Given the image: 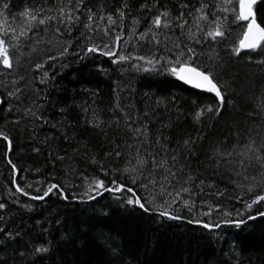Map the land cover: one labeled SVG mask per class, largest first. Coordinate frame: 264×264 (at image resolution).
Masks as SVG:
<instances>
[{
    "label": "snow or ice",
    "instance_id": "6c2138e0",
    "mask_svg": "<svg viewBox=\"0 0 264 264\" xmlns=\"http://www.w3.org/2000/svg\"><path fill=\"white\" fill-rule=\"evenodd\" d=\"M261 4H264V0H197L195 3L193 0H176L173 7H168L161 5L160 0H152L151 4L145 0L136 8L129 0H121L119 6L108 11L106 8L111 6L93 8L89 7L86 0H55L54 4L42 0L39 4L26 6L19 15L27 24H22L19 33L16 28L10 33L0 32V78H4L0 91V96L4 98L0 99V105L5 101L9 103L7 111L17 114L12 122L20 124L23 120L25 130L33 134L34 141H40L39 136L35 135L36 127L43 129L50 126L55 130V135H44L43 147L35 143L32 150L38 155L46 152L47 162L54 166L57 162L66 164V178L77 176L78 170L72 165L83 158L94 168L98 166L103 176H119L125 180L121 183L114 178L106 183L102 178L94 176L89 179L84 173H79L83 184L73 186L84 189L80 196L74 197L80 202H85L84 197L91 201L107 192L112 193L113 198L122 205L138 207L145 213H154L169 221L185 219L179 212L186 208L191 217L187 222L209 232L219 229L222 224L240 229L247 221L256 220L258 216L264 217V212L255 215L251 212L254 206L264 203V194L254 192L253 187L248 189L252 193L251 202L241 201L236 196L238 203H245L244 210L237 209L235 212L238 218H232V212L212 203L207 204L209 211H202L199 215L210 217L214 209L221 215V220L205 222L194 209L197 198L203 202V197L209 194L218 200L226 197L228 189L219 187L220 180L227 179L241 187L239 180L233 177L245 180L259 177V186L264 187V86L249 99L254 110L247 112L244 127L237 123L232 134L235 142L229 145L228 138L218 140L209 147L201 160L202 130L196 137L189 134L186 138L178 137L173 141L171 129L175 125L171 117L167 120L163 118L172 107L177 111V119L182 114L175 97L171 100V106L169 101L159 97L153 99L147 93L144 99L136 101L130 92V85L117 83L112 90L113 101L103 114L101 109L94 106L93 100L92 105L87 102L78 105L85 115L73 121L68 114V106L55 104L46 89H39L35 85H47L53 79L54 74H50L46 67L54 66L52 62L62 61L70 55L84 59L88 54H98L112 58L114 65L129 62L130 67L137 71L162 72L185 85L213 95L214 104L197 106L194 111V123L202 125L205 117L212 120L220 118L227 102L226 86L221 83L227 62L220 55L219 47L223 45L231 57H240L242 51H264V27L257 22L258 5ZM10 9V0H0V16L9 13ZM142 20L146 26L143 31H137ZM102 21L106 23L102 24ZM126 21L130 23L126 25ZM240 22L246 23L241 36L233 44L229 40L231 25ZM34 30L45 33L51 30L56 37L62 39L66 35L68 39L62 44L61 39H58L60 47L55 55L48 54L34 67H29L27 71L42 72L31 77L32 83H29L27 76L19 72L22 66L20 57L24 55L21 40L34 39V36L29 35ZM76 32H79L78 36ZM121 42L146 51L144 54L139 51L118 54L115 49L119 48ZM77 46L82 51H76ZM14 50L20 52L15 61ZM256 63L264 65V59ZM65 66L60 64V67ZM6 75L11 78H6ZM227 88L235 91L236 84L229 82ZM49 105L59 113L58 118L45 115ZM161 107L163 112L160 111ZM81 122L86 128L98 130V134L104 138L107 147L103 156L96 153L83 136L75 134ZM0 139L7 142L8 151L11 152V137L0 130ZM115 161H121V166L117 167ZM7 162L15 176L17 166L10 158ZM109 163L112 164L110 168L106 166ZM193 163H197L198 167L194 169ZM35 171L39 173L41 169L36 168ZM35 183L43 184V181L37 179ZM12 184L15 187L13 195L27 196L32 201L45 200L53 192L62 200L69 198L66 186L54 182L44 188H35L37 193L42 191V195H31L26 191L34 187L31 183L22 187L13 179ZM12 203L21 205L18 200ZM22 206L32 211L31 206ZM10 215L11 210L7 209L4 202H0V253H5L0 264H43L44 261L55 264L52 257L59 244L74 239L59 217L53 221L57 228V235L53 236L51 230L39 220L36 221L39 231L33 228L29 232L23 226H15V217H11L13 222L10 224ZM41 236L44 238L38 239ZM97 239L107 243L110 238L101 232ZM110 251L119 264H124L118 246L112 245Z\"/></svg>",
    "mask_w": 264,
    "mask_h": 264
},
{
    "label": "trees",
    "instance_id": "16d2710c",
    "mask_svg": "<svg viewBox=\"0 0 264 264\" xmlns=\"http://www.w3.org/2000/svg\"><path fill=\"white\" fill-rule=\"evenodd\" d=\"M42 0H10L11 9L9 13L0 16V32L7 31L8 21L20 19L19 13L26 6L41 3ZM54 4L55 0H49ZM89 7L98 8L101 5L111 6L106 10L111 11L112 7L119 6L121 0H86ZM130 3L139 7L145 0H129ZM151 4L152 0H147ZM197 2V0H193ZM176 0H160L161 5L173 7ZM257 22L264 27V4L258 5ZM135 12L136 9H133ZM15 17V19H13ZM106 23V21L101 22ZM126 25L130 21L125 22ZM246 22L231 25L229 40L236 43L243 32V26ZM9 26V25H8ZM146 22L142 20L137 31H143ZM82 27V26H81ZM118 31V30H117ZM127 27L125 28V34ZM30 36H36V40L21 44L24 55L21 58L22 66L19 68L21 74H25L32 83L31 77L38 76L41 73L27 71L29 67H34L36 62L46 58L48 54L55 55L60 47L55 33L49 30L45 33L42 30H34L29 33ZM75 35H79L76 32ZM127 39V36L125 35ZM68 37L65 35L61 39V44ZM24 42V41H23ZM99 43V40L96 41ZM111 43V42H109ZM30 44V45H29ZM33 48L35 51H33ZM118 54L127 55L129 53L144 54L146 49H134L131 44L121 42L119 48L115 49ZM76 51H82L77 46ZM220 55L227 62V70L221 77V83L225 84L227 102L221 117L215 120L204 118L202 125H197L193 121V114L197 106H205L215 103V98L211 95L201 93L190 89L177 81L174 77L162 72H144L137 71L130 67L129 62L123 64H112L111 59L98 54H88L84 59L70 55L62 61L52 62L54 66H46L50 74H54L53 79L47 85H35L39 89H46L47 94L55 104L68 106L69 116L73 121L81 119L85 114L81 112L78 105L87 102L102 110L107 109L113 101V88L117 83L130 85V92L136 101H141L147 93L153 99L156 97L169 101L176 98V104L181 110V115L177 119L175 107L163 118L167 120L171 117L174 128L171 129L173 141L176 138H186L189 134L196 137L202 130L203 147L200 149L201 160L211 145L218 140L224 141L228 138L231 145L235 142V132L237 123L241 127L247 123L246 116L248 111H252L253 105L249 99L259 93L264 86V65L257 64V60L264 59V51L257 52L242 51L240 57H231L230 53L221 45L218 49ZM13 59L20 56V52L13 51ZM215 55V53H209ZM251 58V59H249ZM206 59V57H205ZM131 63H139L132 61ZM60 64L66 65L60 67ZM147 67V65H145ZM14 74V73H13ZM6 78H11L6 75ZM229 82L236 84V90L227 88ZM4 78H0V91L3 89ZM126 92L129 89L126 88ZM0 96V99H3ZM195 101V103H193ZM259 102V101H258ZM9 103L5 101L0 105V130L6 132L12 140V151H8L7 142L0 139V202H4L7 209L11 210L8 222L13 221L15 217V226L24 227L25 231L31 232L33 228L39 231L36 221L39 220L51 230L53 236L57 235L56 225L53 221L59 217L72 234L74 239L69 242L60 243L58 249L53 253L52 259L55 264H119L118 260L110 251L112 245L118 246L121 258L124 264H264V217L256 220L247 221L240 229L233 225L222 224L219 229L209 232L202 227L188 223L190 213L186 208L179 212V215L185 217L183 220L169 221L160 218L154 213H145L138 207L122 205L120 201L113 198L112 193L105 192L97 196L94 200L80 202L74 197L80 196L84 191L83 187L73 185H82L83 179L79 173H84L89 179L99 177L110 183L112 179H118L121 183L125 180L119 176H103L99 167H93L83 158L73 163L72 167L78 170L77 176L66 178V164L57 162L54 166L47 162V153L38 155L33 152V144L39 143L43 147V137L45 134L55 135V130L50 126L46 128L36 127L35 135L39 136L40 141L33 140V134L25 130V122L14 124L12 121L17 118L15 112L7 111ZM14 108L15 105L13 104ZM143 107V104H141ZM243 110V111H242ZM163 112V107L160 108ZM46 116L58 118L59 113L52 110L49 105V111ZM29 127H32L29 125ZM167 131V130H166ZM75 134L83 136L92 146V149L103 156L107 145L104 138L98 134V130L86 128L81 122ZM175 143H173V147ZM8 158L17 166L18 172L13 175L11 165L8 164ZM120 167L122 162H114ZM112 167V164H106ZM198 164L193 163V168ZM36 168L41 172L37 173ZM13 179L18 181L20 186L33 184L34 187L27 188L26 191L31 195H42L37 193L35 188H44L49 183H58L66 186L68 200L59 198L56 192L50 194L48 198L42 201L29 200L27 196L15 194V187L12 184ZM39 179L43 184H36ZM219 180V177H216ZM239 180L241 187L229 182L227 179L219 181V187L223 190L227 187L226 197L219 200L214 195L203 197V202L197 198L194 211L197 216L205 222H219L221 215L212 209V215L200 216L202 211H209L207 204L216 203L224 210L232 212V218L237 209L244 210L245 203L237 202L236 196L241 201L251 202L252 193L248 192L249 187H253L254 192L264 194V187L259 186V177L256 180L251 178L245 180L242 177H233ZM141 194L142 190H139ZM95 195V193H93ZM18 200L21 205L12 203ZM206 202V203H204ZM22 205H29L32 211L29 212ZM252 214L264 212V203L256 205L251 210ZM103 232L105 237H109L107 243L97 239L99 233ZM35 235V233H32ZM219 237L216 239L215 237ZM44 237H38L43 239ZM5 253H0V259H3ZM43 264H51V261H44Z\"/></svg>",
    "mask_w": 264,
    "mask_h": 264
},
{
    "label": "rangeland",
    "instance_id": "374dc122",
    "mask_svg": "<svg viewBox=\"0 0 264 264\" xmlns=\"http://www.w3.org/2000/svg\"><path fill=\"white\" fill-rule=\"evenodd\" d=\"M22 24H27V21L26 20H24L23 18H20V19H15V20H12V21H8V23H7V31H8V33H10L11 31H12V29L13 28H16L17 29V34L19 33V28L22 26ZM9 25V26H8ZM37 38H36V36L34 37V39H32V40H29L30 42H34V43H38V42H40V41H37L36 40ZM24 40L22 39L21 40V44H24V46L25 45H27V43H30L29 41H24ZM30 45V44H29ZM19 52V51H18ZM14 55V54H13Z\"/></svg>",
    "mask_w": 264,
    "mask_h": 264
},
{
    "label": "water",
    "instance_id": "95a60500",
    "mask_svg": "<svg viewBox=\"0 0 264 264\" xmlns=\"http://www.w3.org/2000/svg\"><path fill=\"white\" fill-rule=\"evenodd\" d=\"M180 82V81H179ZM180 83H182V82H180ZM183 84V83H182ZM183 85H185V84H183ZM186 87H188V88H190V89H193V90H195V91H198V92H201V93H204V92H202V91H200V90H197V89H194V88H192L191 86H189V85H185ZM205 94H208V93H205ZM208 95H211V94H208ZM211 96H213V95H211ZM214 97V96H213ZM215 98V97H214Z\"/></svg>",
    "mask_w": 264,
    "mask_h": 264
}]
</instances>
